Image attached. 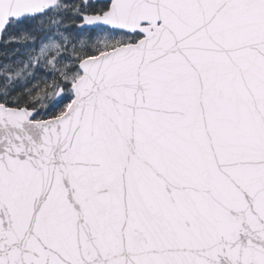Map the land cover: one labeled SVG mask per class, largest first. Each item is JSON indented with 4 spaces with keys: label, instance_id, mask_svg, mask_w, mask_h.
<instances>
[{
    "label": "snow or ice",
    "instance_id": "obj_1",
    "mask_svg": "<svg viewBox=\"0 0 264 264\" xmlns=\"http://www.w3.org/2000/svg\"><path fill=\"white\" fill-rule=\"evenodd\" d=\"M0 264H264V0H0Z\"/></svg>",
    "mask_w": 264,
    "mask_h": 264
}]
</instances>
